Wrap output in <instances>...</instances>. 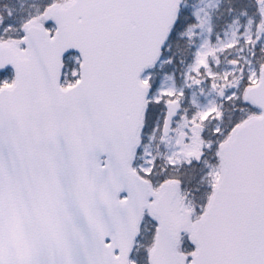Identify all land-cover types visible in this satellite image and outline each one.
Here are the masks:
<instances>
[{
  "label": "snow or ice",
  "instance_id": "snow-or-ice-1",
  "mask_svg": "<svg viewBox=\"0 0 264 264\" xmlns=\"http://www.w3.org/2000/svg\"><path fill=\"white\" fill-rule=\"evenodd\" d=\"M0 264H264V0H0Z\"/></svg>",
  "mask_w": 264,
  "mask_h": 264
}]
</instances>
